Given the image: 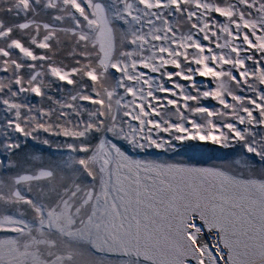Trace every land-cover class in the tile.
Segmentation results:
<instances>
[{
	"label": "snow or ice",
	"instance_id": "1",
	"mask_svg": "<svg viewBox=\"0 0 264 264\" xmlns=\"http://www.w3.org/2000/svg\"><path fill=\"white\" fill-rule=\"evenodd\" d=\"M0 264H264V0H0Z\"/></svg>",
	"mask_w": 264,
	"mask_h": 264
}]
</instances>
